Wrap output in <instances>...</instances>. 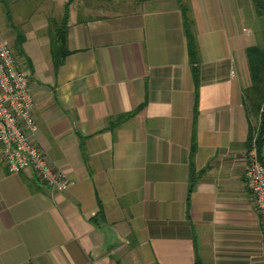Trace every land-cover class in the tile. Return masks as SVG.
<instances>
[{
    "label": "crops",
    "instance_id": "0c3cea01",
    "mask_svg": "<svg viewBox=\"0 0 264 264\" xmlns=\"http://www.w3.org/2000/svg\"><path fill=\"white\" fill-rule=\"evenodd\" d=\"M253 17L250 0H156L70 15L58 66L43 34L26 48L32 141L68 189L0 152V264H264L245 178Z\"/></svg>",
    "mask_w": 264,
    "mask_h": 264
},
{
    "label": "built area",
    "instance_id": "2783aa9c",
    "mask_svg": "<svg viewBox=\"0 0 264 264\" xmlns=\"http://www.w3.org/2000/svg\"><path fill=\"white\" fill-rule=\"evenodd\" d=\"M34 99L27 74L20 68L9 43L0 40V152L9 173L30 170L52 191L65 192L68 180L53 167L46 154L32 141L36 133ZM256 140L247 151L245 178L259 220L264 246V153Z\"/></svg>",
    "mask_w": 264,
    "mask_h": 264
},
{
    "label": "trees",
    "instance_id": "16d2710c",
    "mask_svg": "<svg viewBox=\"0 0 264 264\" xmlns=\"http://www.w3.org/2000/svg\"><path fill=\"white\" fill-rule=\"evenodd\" d=\"M140 3L153 0H137ZM183 3V0H177ZM253 13L256 18L262 21L260 25L259 32L256 33V44L247 48L245 51V56L247 60V66L249 71L250 86L242 91V98L247 105V109L255 116L259 114L261 116L264 113V0H250ZM74 0H68L64 7L63 15L59 20H52L47 28V36L50 43V52L54 58L55 66H58L63 58H65L68 53L66 51V39L67 30L69 22V11L70 6ZM0 5L7 9V3L5 0H0ZM81 10L77 14L78 21H81L82 16ZM7 19L10 22L8 10H6ZM182 15V26L183 33L186 39L187 52L189 57V63L191 66V73L194 80V85L197 88L199 85V74H200V59L198 54V48L196 43V38L194 35V24L190 17V12L185 4L181 6ZM92 19V18H89ZM7 22L14 28V33L17 35V28L13 24ZM22 36H15V50H17V55L22 56L23 50L21 45L23 44ZM27 63V57L24 55ZM28 64V63H27ZM28 67V66H27ZM264 120L259 123L257 129L249 130L248 139V150L251 148V143L255 139L256 146L259 154L264 153ZM261 129V130H260ZM193 156V154H191ZM192 175V174H191ZM193 190V182L191 180L188 193L190 194Z\"/></svg>",
    "mask_w": 264,
    "mask_h": 264
},
{
    "label": "rangeland",
    "instance_id": "374dc122",
    "mask_svg": "<svg viewBox=\"0 0 264 264\" xmlns=\"http://www.w3.org/2000/svg\"><path fill=\"white\" fill-rule=\"evenodd\" d=\"M7 3L10 22L7 19L6 10L0 5V38L9 43L10 49L17 59L20 68L28 75V68L24 58L26 48L35 47L42 42V35L48 37L46 32L52 20L61 19L64 7L68 0H5ZM156 1V0H153ZM150 2V1H147ZM140 4L137 0H74L70 6V15L78 14L81 10L82 17L97 18L103 15H112L132 10L133 6ZM7 22L17 28V35L23 37L22 56L17 55L15 50L14 28ZM262 21L253 17V22L249 25L254 30V36L259 32ZM46 26V27H45ZM45 27V29H43ZM0 39V40H1ZM256 41V37H255ZM27 43V45H26ZM26 45V47H25ZM253 118L254 129L259 127V123L264 120V113ZM264 125V123H262ZM264 128V127H262ZM261 130V129H260Z\"/></svg>",
    "mask_w": 264,
    "mask_h": 264
}]
</instances>
